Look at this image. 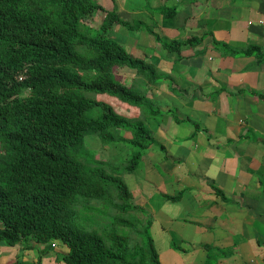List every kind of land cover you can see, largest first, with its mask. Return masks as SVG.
<instances>
[{"label": "crops", "instance_id": "0c3cea01", "mask_svg": "<svg viewBox=\"0 0 264 264\" xmlns=\"http://www.w3.org/2000/svg\"><path fill=\"white\" fill-rule=\"evenodd\" d=\"M96 1L121 20L141 23L133 31L113 25L110 38L161 78L145 87L162 109L154 143L124 179L132 203L152 219L159 263L264 264V0H153V8ZM178 6L183 17L174 22L169 10ZM149 27L188 44L166 50ZM114 100L105 104L132 108ZM16 245L0 244V264H67L69 249L59 242Z\"/></svg>", "mask_w": 264, "mask_h": 264}, {"label": "trees", "instance_id": "16d2710c", "mask_svg": "<svg viewBox=\"0 0 264 264\" xmlns=\"http://www.w3.org/2000/svg\"><path fill=\"white\" fill-rule=\"evenodd\" d=\"M97 12L105 16L93 29L86 19ZM169 12L176 15V9ZM115 24L143 28L94 0H0V244L57 241L69 248L63 257L67 264H160L152 219L132 203L120 177L139 167L150 132L142 121L118 115L96 97H115L146 111L155 105L145 87L161 78L155 66L107 36ZM145 30L166 50L188 44ZM115 66L143 78L123 85L109 74ZM96 108L99 117L91 116ZM117 129L131 138L117 136ZM89 135L103 145L139 148L114 167L89 152ZM83 200L108 203L120 216L108 222L104 207ZM133 213L141 215L140 223ZM126 228L134 233H123Z\"/></svg>", "mask_w": 264, "mask_h": 264}, {"label": "rangeland", "instance_id": "374dc122", "mask_svg": "<svg viewBox=\"0 0 264 264\" xmlns=\"http://www.w3.org/2000/svg\"><path fill=\"white\" fill-rule=\"evenodd\" d=\"M94 1L98 5H101L96 0H94ZM148 2H149L148 8H153V6H156L155 2L153 0H133L131 2V5H135V6L136 5H145ZM174 6H177V5L175 4ZM179 9H180V7L178 6V9H176L177 17L173 20L174 22H177V21L181 20L182 17H183V14H182L183 12L179 15V12L181 11ZM100 15H104V14L103 13H99V12L94 14V17L97 19L98 23H100V20H101V16ZM156 32H159V31L156 30ZM133 33H135V32H133ZM133 35H136V34H132V36ZM107 36L110 37L109 32L107 33ZM131 41L133 42V39H131ZM158 47H160L162 49L163 46L161 47V45H158ZM126 69H128V68L127 67H125V68L124 67H122V68H116L115 67L113 69V67H112L110 69V71H109V74L112 75L113 71H114V73L116 72V74H120L118 76L120 81L118 79L116 81L122 83L123 85L129 86L131 84L132 79H134V78L138 79L140 76L137 75V74L134 75V72H132L134 70H131V71H128L127 73H125ZM112 77L114 78L113 75H112ZM159 82H161V80ZM140 85H141V81L136 83L137 87L140 86ZM83 94L84 95H88V94L94 95L92 93H85V92ZM145 95H146L147 98H149V96L147 94V91H146ZM114 99H116V98L115 97L114 98L113 97H109V96H106V95L97 97L98 101H101V102H104V103H109V101H115ZM119 102H121V101H119ZM152 103H153V101H152ZM112 108L114 109V111L116 113L123 114L129 120L142 121L144 123V126L150 132V139L149 140L145 139L143 141L148 142L150 144L154 143V138H155V134L154 133H155V129H156L157 122H158V115H159V113H162V111H161L162 109L160 107H151V108H148L146 111L143 110V109L134 108L133 106H132L131 109H127V110L125 108H128V106L127 107H112ZM98 109L99 108H97L93 112H91V116L99 117L101 115V112ZM130 110H134V112H131ZM135 118H138V120H134ZM152 135H153V137H152ZM116 140H118V139L116 138ZM85 143H86V145H87V147L89 149V152L91 154H93V155L95 153L94 156H95L96 159L102 160V161H106L108 164H110V165H112L114 167H116V166L119 167L121 164L125 163L127 161V159L129 158V156H131L132 153L137 152L138 148H139V147H132L131 145H127V144H123V143H117V142L114 143V146H113V143H111L109 146H104V145L101 144L100 140L98 138H96V136H90V135L85 137ZM107 171L109 172V170H107ZM120 177L124 181L125 174H122ZM82 202L83 203H87L86 206H89V205L92 206V207H96L97 206L98 208L99 207H103V206L106 205V203L102 204V203H100V201L83 200ZM113 202H114V204L117 205V200H116L115 195H114V198H113ZM105 213H107V212H105ZM133 215H134V218L138 219V223H140V221L142 219L141 215H138L137 213H133ZM108 218H110V217L107 214V221L109 222L110 219H108ZM138 229H139V231H141L140 226L136 230L138 231ZM122 232L123 233H129L130 230L126 228V229H122ZM130 233H134V232L131 231ZM19 247H20V245H16L15 249H19ZM15 262L16 261H13V263H15Z\"/></svg>", "mask_w": 264, "mask_h": 264}, {"label": "clouds", "instance_id": "9594fccd", "mask_svg": "<svg viewBox=\"0 0 264 264\" xmlns=\"http://www.w3.org/2000/svg\"><path fill=\"white\" fill-rule=\"evenodd\" d=\"M101 6V5H100ZM100 13V12H99ZM104 14V13H103ZM102 16H105V14L104 15H102ZM104 19V18H103ZM102 19V20H103ZM86 22H87V24L90 26V27H92L93 29H98V27L100 26V24L102 23V21H100V23L98 24V25H96V26H93V23H94V14L92 15V16H88L87 17V19H86ZM116 25V24H115ZM117 25H119V24H117ZM131 31V30H130ZM109 32V31H108ZM110 38V37H109ZM113 40V39H112ZM114 69V68H113ZM97 97H99V96H97ZM97 97H96V100H97ZM114 98V97H113ZM118 100V99H117ZM98 101V100H97ZM98 102H101V101H98ZM103 103V102H102ZM134 108H136V107H134ZM97 109V108H96ZM113 109V108H112ZM114 110V109H113ZM115 112V111H114ZM117 130H121V129H117ZM116 131V130H115ZM124 131V130H123ZM97 138V137H96ZM102 144V143H101ZM103 145V144H102ZM104 146H109V145H104ZM114 146V145H113ZM94 155H95V153H94ZM117 167V166H116ZM125 183V182H124ZM105 209H106V214H108V216L110 217L109 219H112V218H114V217H117V216H120V214H118L117 212H115V210H112L111 208H110V206L108 205V203H106V205L105 206H103ZM103 208V209H104ZM104 211V210H103ZM106 223V222H105ZM50 243H53V242H50ZM54 243H57V241H54ZM2 244V243H1ZM63 245V244H62ZM65 246V245H64ZM67 247V246H66ZM68 248V247H67ZM69 249V248H68ZM68 253H69V250H68ZM67 253V254H68Z\"/></svg>", "mask_w": 264, "mask_h": 264}, {"label": "built area", "instance_id": "2783aa9c", "mask_svg": "<svg viewBox=\"0 0 264 264\" xmlns=\"http://www.w3.org/2000/svg\"><path fill=\"white\" fill-rule=\"evenodd\" d=\"M261 24H264V21H260Z\"/></svg>", "mask_w": 264, "mask_h": 264}]
</instances>
